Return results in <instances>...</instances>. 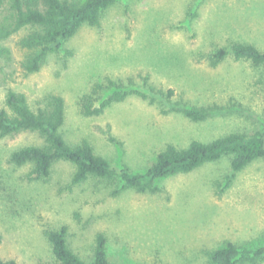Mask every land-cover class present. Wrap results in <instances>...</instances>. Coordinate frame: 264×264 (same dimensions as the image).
<instances>
[{
    "label": "rangeland",
    "instance_id": "obj_1",
    "mask_svg": "<svg viewBox=\"0 0 264 264\" xmlns=\"http://www.w3.org/2000/svg\"><path fill=\"white\" fill-rule=\"evenodd\" d=\"M22 35L0 44V107L9 89L23 92L35 108L59 94L66 141L86 139L118 166L145 171L168 144L264 132V66L231 52L235 42L264 51V0H116L98 25L84 24L32 73L22 66L30 53ZM223 47L228 53L214 65L212 55ZM106 78H132L133 88L161 93L155 102L134 94L100 115L83 114L81 96ZM173 106L207 107L210 115L192 120ZM40 143L34 132L0 136L5 259L56 264L47 231L64 224L70 247L86 261L99 233L107 236L110 258L124 264H210L208 251L228 241L264 246V158L234 172L232 155H224L162 179L160 191L150 193L97 177L72 185L76 166L66 160L47 178H37L30 164L10 162L12 150ZM239 264H264V256Z\"/></svg>",
    "mask_w": 264,
    "mask_h": 264
},
{
    "label": "trees",
    "instance_id": "obj_2",
    "mask_svg": "<svg viewBox=\"0 0 264 264\" xmlns=\"http://www.w3.org/2000/svg\"><path fill=\"white\" fill-rule=\"evenodd\" d=\"M116 0H0V44L14 34L22 32L20 44L30 53L22 66L27 73L40 69L49 52L59 48L84 25H98L105 9ZM231 52L237 59H248L255 66H264V51L252 43L235 42ZM228 53L220 48L212 55L214 65ZM146 82L149 80L145 78ZM135 80L106 78L95 83L81 96L79 105L85 115H100L110 105L122 102L130 95H140L155 102L160 90L148 86V92L133 88ZM109 92L102 98L103 92ZM174 94L169 90L170 98ZM192 120H204L210 112L207 107L173 106ZM65 100L50 93L38 106L33 107L28 97L20 91L9 89L5 107H0V136H13L21 132H34L40 144L20 146L10 153V162L23 166L30 164L31 173L37 178L50 177L54 164L66 160L76 166L71 184L78 185L90 177L108 181L118 180L122 189L133 188L140 192L157 193L160 181L178 173L191 172L205 163L232 155L231 168L238 172L256 159L264 158V132L231 133L210 142L193 140L187 147L168 144L160 151L145 171H134L128 166H118L95 152L92 144L84 139L76 145L69 144L62 133L65 124ZM120 190L115 191L119 193ZM56 264H124L112 260L108 253V239L99 233L91 261L84 260L70 247L68 226L47 231ZM2 239L0 237V246ZM210 264H239L256 262L264 256V246L241 247L228 241L223 247L208 251ZM0 264H18L0 254ZM47 264V263H40Z\"/></svg>",
    "mask_w": 264,
    "mask_h": 264
}]
</instances>
